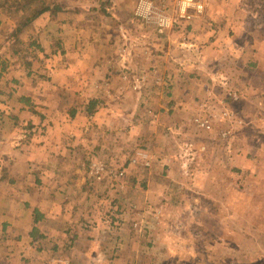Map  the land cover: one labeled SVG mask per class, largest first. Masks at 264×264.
Segmentation results:
<instances>
[{
  "label": "crops",
  "instance_id": "1",
  "mask_svg": "<svg viewBox=\"0 0 264 264\" xmlns=\"http://www.w3.org/2000/svg\"><path fill=\"white\" fill-rule=\"evenodd\" d=\"M74 1L60 4L58 11L52 8L31 23L38 30L31 38L34 59L37 61L36 54L47 56L48 83L37 82L42 75L36 72L40 71H28L21 64L6 63L0 77V264H70L71 254L83 244L90 251H102L94 222L104 223L94 215L100 201L97 188H101L89 174L86 160L104 151L109 155L134 151L128 147L139 135L146 141L153 137L154 148L165 150L169 141L179 145L188 137L195 116H214L211 132L195 127L191 134L197 150L191 160L194 169L189 165L175 170L171 165L162 172L157 182L160 187L151 183L152 174H148L145 190L137 189L130 197L124 194L129 202L137 203L138 196L139 202L144 199L149 210L141 212V218L146 220L155 206L162 216L164 205L172 204L171 194L177 198L172 210L190 204L198 212L209 211L198 208L203 205L199 204L202 198L195 195L198 186L209 204L217 205L218 197L212 193L220 187L217 173L229 170L235 185L238 177L232 170L243 174L249 169L244 145L238 144L248 141L243 129L238 131L240 136H233L230 130L226 138L219 134L227 131L225 124L251 125L260 117L244 115L235 106L240 110L245 105L256 107L253 98L260 96L259 109H264V5L256 13L253 0H197L204 10L189 9V18L179 10L180 0H156V8L172 20L170 26L162 27L157 21L137 17V2L115 6L111 2V9L105 12L103 3L87 8L81 0ZM94 11L100 16L107 13L114 21L107 26L114 52L104 56L105 60L112 56L114 61L113 74H109L112 81L107 96L100 99H93V92L103 84L98 38L94 39L97 29L89 17ZM128 13L139 21L128 20ZM102 40H107L105 35L100 43ZM169 60L174 61L172 88L165 93L166 76L160 68ZM117 63L124 70L131 66L144 77L138 89L132 88L134 92L130 77L123 76L125 71L118 66L114 68ZM34 78L36 83L29 84ZM168 97L173 102L169 106L165 104ZM147 109L156 110V116H149ZM149 151L154 161V153ZM198 151L209 154L208 158L215 156V163L206 170L197 169L201 162ZM161 157L163 162L164 155ZM221 158H229V163L221 165ZM192 172L201 173L206 180L200 184L198 177L182 179L181 174ZM183 190L195 194L188 198ZM155 195L157 205L151 208Z\"/></svg>",
  "mask_w": 264,
  "mask_h": 264
},
{
  "label": "rangeland",
  "instance_id": "2",
  "mask_svg": "<svg viewBox=\"0 0 264 264\" xmlns=\"http://www.w3.org/2000/svg\"><path fill=\"white\" fill-rule=\"evenodd\" d=\"M81 1L87 8L88 6H95V4L101 6L103 3L104 5L101 8L105 7L103 9L105 12H109L108 9H111L109 5L111 2L114 3V6L120 2L122 5L127 1L129 5L131 3L133 5L136 2L139 3V0H109L110 2L108 4L107 0ZM149 1L153 2L154 5L158 3L156 0ZM75 2L74 0H45L44 4L54 6L55 11H58L56 7L60 4H75ZM10 4L11 1L9 3H3L0 0V64L4 62L8 65L11 63L14 66L21 64L28 71L35 72L38 70L40 73L36 72V74L42 76L38 77L37 82L48 83L47 81L51 78L46 71L49 68L46 66L48 58L43 53L40 55L36 54L37 62L34 59L35 54L32 49L31 38L37 34L38 30L36 32L35 28L31 27V23L23 25L25 21L22 17L24 14L26 16L27 13H22L21 11L16 13V7ZM253 4L257 13L259 7H263L264 0H253ZM129 15L128 13L125 16L128 20L132 22L139 21L134 15ZM135 15L140 17L136 14V10ZM90 16L92 18L91 21L93 20L92 25L97 29L94 39L98 38L99 41H94L97 42L96 47L100 51V64L98 67H100L103 75V80L101 79L100 81L103 84L98 86L97 90L93 92V99H100V96L107 94L108 84L112 81L110 75L113 73H111L110 67L114 61L112 60V56L107 60L104 59V56H108L111 52L110 50L113 51L114 48L113 43L110 42V27H107L114 21H112V17L107 13L104 17L100 16L97 11H94L92 13L90 12ZM115 31L117 35L118 31ZM104 35L107 40H102V43H100V38L102 39ZM119 48L120 46H115L116 51ZM172 62L174 61H164L162 64L163 70L159 66L161 72L166 76L162 84L165 87V93L168 89L172 88ZM120 63H117L114 68L116 69L118 66L119 70H124L121 68L123 66L120 67ZM124 71L123 76L127 74L128 78L130 77L131 82L129 83L132 91V88L141 81V75L136 74L131 66ZM12 83L18 85L16 82H10L9 84ZM33 83H36L35 78L29 81V84ZM220 84L225 85L222 82ZM147 93L149 95V91ZM253 99L252 104H257L256 107L245 105L241 110L236 106L234 109L236 108L238 112L243 111L244 115H260L255 124H252L254 121L251 125H239L237 123H231V125L225 124L227 126V133L229 134L230 130L233 136H240L242 133H238V131L241 128L243 129V136L246 135L248 141H239L238 144L244 145V156L246 155L247 157L249 169H244L243 174L239 169L232 170L235 171L233 173H236L235 178L236 175L238 177V179H235V185L231 184L234 177L227 170V166L225 167L227 172L217 173L221 177L219 181L220 187L212 189L213 195H217L219 200L216 201L218 202L217 205L213 202L209 204L206 193L201 186H198V192L196 194L192 190H183L184 195L188 198L192 194L202 198L199 204L201 203L203 205L197 207L201 210H209L204 213L198 212L196 205L191 206L190 204L188 206L183 205L181 207L183 210H172V207H177L174 204L177 198L174 199L175 196L172 198L171 194L169 197L172 200V204L164 205L165 210L162 216L159 217L157 215V210H159L158 206H155L157 205V197L155 195L151 203V208L155 206L157 209L155 210L154 208L152 213H149L148 220H146L143 216L141 218V212L144 213L145 210H149L148 207H144V199L143 202H139L141 198L138 196L139 203H136L133 199L129 202L124 197V194L127 197L134 195L137 189L138 191L139 189L145 190L148 187V174H152L151 183L160 187L157 182L160 181L162 172L168 168L170 169L171 165L175 167V170H178L179 166L181 168H188L189 165H192L191 169H194L191 160H193L197 150H195L196 144L190 139L192 138L191 134H193V130L195 131V127H197L195 124V126L191 125L188 127V137L185 140H182L179 145L169 141L166 147H164L165 150L154 148L157 144L153 137L146 141L143 139L145 137H140L139 135L138 140H135L132 145L129 144L128 151L131 148H135L136 150L140 147L153 151L154 161L151 168H143L141 164L134 166L129 164V158L135 151L133 149L129 153L116 151L112 155H109L107 153L108 151H104L105 153L102 152L99 155L94 154L91 159H87L86 165L89 168V174L91 161L98 158L103 159L109 167H126L127 176L124 178L125 186L122 189H117L108 182L102 185L98 184L101 188H97L99 190L98 197L100 201L95 206L96 214L94 213V215L98 216L101 222L104 223L98 225L96 221L94 222L97 224L95 229L98 232L96 242L99 243L98 247L102 251L99 250L98 253L97 251H90V247L83 244L81 247L76 248L78 250L77 252L71 254L70 258L72 261H70V264H264V109H259L262 105L260 96ZM152 100L153 102L156 101L154 99ZM171 103L173 102L168 97L165 104L169 106ZM147 110L146 112L149 114ZM152 111L156 112V110ZM248 118L251 119V117ZM261 118L262 120L260 121ZM218 123L216 127L220 126ZM234 142L231 141L233 145ZM248 148L251 151H248ZM198 152L196 157L201 162L197 164V169L206 170L208 166H212L215 163V156L208 158L209 154L202 153L203 151ZM162 155H164L163 162H165V165L162 162ZM169 159L172 160L170 164H168ZM221 161V165H227L226 162L229 163V158L227 160L221 158ZM155 171H157L156 177L153 178ZM167 174H170V172H167ZM191 174H181L185 176L182 179L187 181L189 178L195 180L198 177L197 180L200 184L206 180L205 176L201 173L195 174L192 172ZM167 178L170 177L168 176ZM167 190L169 191V189H162L161 192H166ZM209 215L211 218H209ZM141 219L144 220L141 221ZM92 231L94 230L92 229ZM42 256L45 255L43 254Z\"/></svg>",
  "mask_w": 264,
  "mask_h": 264
},
{
  "label": "built area",
  "instance_id": "3",
  "mask_svg": "<svg viewBox=\"0 0 264 264\" xmlns=\"http://www.w3.org/2000/svg\"><path fill=\"white\" fill-rule=\"evenodd\" d=\"M179 10L183 12L184 16L191 17L187 14L189 9L195 8L198 13H202L204 10V5L197 0H180L179 1ZM153 4L149 0H140L136 7V14L140 17L146 18L149 21H157L159 26L167 27L170 26L172 20L168 15ZM144 77L141 78L143 81ZM140 84L137 83L134 88L138 89ZM234 100L238 99L236 94H229ZM150 116H156L155 112L148 110ZM213 115L202 116L197 115L193 118L194 124L198 129L202 131L211 132L214 129ZM227 131H221L219 136L221 138L227 137ZM153 162V155L151 152L145 149H137L131 154L129 158V164L134 166L141 164L143 168H151ZM90 174L94 178V181L99 184L111 183L112 186L118 188H124V178L127 176V169L124 166L120 167H109L103 159L95 158L91 161L90 164Z\"/></svg>",
  "mask_w": 264,
  "mask_h": 264
},
{
  "label": "trees",
  "instance_id": "4",
  "mask_svg": "<svg viewBox=\"0 0 264 264\" xmlns=\"http://www.w3.org/2000/svg\"><path fill=\"white\" fill-rule=\"evenodd\" d=\"M9 1H11L10 5L16 7V13H19V11H21L22 13H27L26 16L24 14V16L22 17V19H24L25 21L23 25L34 22L45 12L50 11L52 8H55L54 6H51L49 4H44L45 0H2L3 3H9ZM59 7L60 6H57L56 8L59 9ZM5 70L6 63L4 62L0 64V77Z\"/></svg>",
  "mask_w": 264,
  "mask_h": 264
}]
</instances>
